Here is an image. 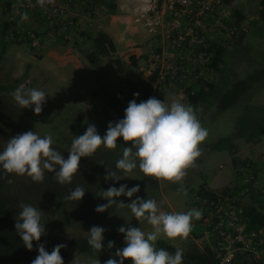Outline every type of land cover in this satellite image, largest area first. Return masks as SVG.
Listing matches in <instances>:
<instances>
[{
    "label": "rangeland",
    "instance_id": "rangeland-1",
    "mask_svg": "<svg viewBox=\"0 0 264 264\" xmlns=\"http://www.w3.org/2000/svg\"><path fill=\"white\" fill-rule=\"evenodd\" d=\"M113 2L114 0L111 1L112 4ZM110 4L105 8L102 7L104 13L108 14L111 11ZM235 9H240L244 15L241 22L242 29L239 30V36L241 31H244L242 42L236 43L239 36L227 37L230 39L229 43L226 41L230 49L224 70H206L207 75L203 78L213 81L217 88L212 92L209 90L208 99L195 108L202 125L209 130V135L200 144L201 155L186 169V175L180 182L145 177L137 173L136 170L131 173L136 178L132 183H129L128 180H124V183L120 180H110L104 189L113 184L117 187L120 184H127L129 187L137 184L140 186V191L133 197L121 196L117 199L130 203L136 196L145 199L155 198L161 211H187L193 208L195 192L192 191L204 185L208 190L224 195L229 201L239 199L243 206L258 204L256 200H253L252 193L256 196L262 195L264 136L251 137L252 123L242 126L239 120L244 117L262 119L264 116V20L261 18L260 0H230L224 6L222 16L225 21H221L220 17L216 20L220 24L226 25L227 28H232L236 24ZM11 16L4 0H0V29L2 22L10 21ZM13 17L15 19L18 16L13 14ZM16 23L18 24L16 28L20 32L17 40L9 42L5 51L2 49L5 41L0 40V83L8 85L5 89H0V149L6 145L10 138L32 130L42 136L51 135L53 146L67 158V150L73 136L83 134L89 123L95 124L99 134L104 135L109 122L123 118L125 108L133 99L139 103L141 100L155 96L169 104L174 100L188 104L185 88L189 83L199 80L196 78L190 82H181L171 79L159 82L158 79H155L154 82L149 83L141 77L142 61L140 62L133 50H129L128 47L120 48L121 52L114 54L115 58L120 57L125 61L124 71L108 66L105 62L102 64L104 65L102 68L94 69L85 59L84 51L90 46V40L86 36L84 37L81 32L87 31L86 26L77 35L63 41L61 38L54 37L52 30L39 15H24L19 17ZM139 25L144 27L143 21H140ZM208 25L210 28L214 27L210 22ZM103 26L105 27L104 23L103 25L99 24V28L95 26L91 31L106 32ZM214 28L213 32L218 40L225 38L224 36L230 32V29L228 31L222 26ZM25 32L31 35L33 40H29ZM146 33L148 34L147 31ZM151 51L152 48L148 47L145 58ZM250 76L252 79L249 80V90L231 108L219 111L217 105L225 86L232 81ZM20 85H24L25 88L43 89L49 93L41 113L36 114L31 108H22L16 103L11 93ZM205 90L207 91L208 88L205 87ZM161 91L163 93H160ZM134 93H139V96H134ZM112 96H119L120 101H114ZM258 106L263 109L258 110ZM226 136H229L233 141L234 152L228 149L218 150L209 147L210 143ZM122 144L123 147L130 146L131 142L122 140ZM122 150L111 153L108 156V161L110 162L114 158L116 162ZM110 152L101 146L93 156ZM98 166L100 171L105 167L103 163H99ZM240 166H243L244 171L242 177L238 174ZM252 174L257 177L252 179ZM84 175L86 178L87 174ZM100 175L101 172H98L97 176L100 177ZM53 176L54 173H51V184L58 185ZM10 177L12 180L10 188L9 186L8 188L17 196V214L22 203L36 206L37 190L33 186L32 179L27 174L10 173ZM178 183L189 184L193 189L177 191L173 185ZM238 184L239 186L240 184L244 185V190L240 189L239 192H236ZM52 187L58 188V186ZM40 190L45 189L41 188ZM53 194L56 196V192ZM83 198L87 201L82 202L81 205L63 208L62 215L59 213L62 224L56 226L51 224V228L48 230L52 238H56L59 243L65 245L64 255L60 253L64 264H93L94 261L104 264V261L109 258L119 260V257L115 256L116 249L125 245L124 237L121 236L112 240L114 241L112 248L106 246L97 255L79 252L75 249L72 239L75 236H87V231L93 225L86 226V224L93 218H101L99 226L105 228L104 235L112 229L129 225L141 227L145 232L152 230V226L145 220H137L127 206L113 205L107 212H103L106 215L101 217L102 213L96 212L95 207L98 203H107V201L100 196L96 197L92 190H86ZM194 228L192 224L190 232L183 238L170 239L163 235L159 238L182 249L188 242L195 240L201 246L206 245V242L201 239H195ZM43 244L49 252L54 247L51 243ZM156 246L160 248L157 243ZM233 248L235 249V258L241 255L243 264H247L243 260L244 256L253 262L248 253L236 249L235 244H233ZM37 255V245H33L32 250L26 248L18 256L16 264H31Z\"/></svg>",
    "mask_w": 264,
    "mask_h": 264
},
{
    "label": "clouds",
    "instance_id": "clouds-1",
    "mask_svg": "<svg viewBox=\"0 0 264 264\" xmlns=\"http://www.w3.org/2000/svg\"><path fill=\"white\" fill-rule=\"evenodd\" d=\"M145 60V58L142 61ZM141 64V65H142ZM13 99L22 108H31L34 113L42 112L43 104L49 95L43 89L18 86L12 93ZM139 96V93H134ZM209 135L191 104L174 100L170 104L155 96L147 100L129 101L124 110L123 118L109 122L104 135H100L95 124L89 123L83 134L74 135L65 158L61 151L53 146L51 135H40L28 130L10 138L0 149V173L18 175L27 174L32 181L42 182L45 172L54 173L57 184L72 185L77 175L82 157L93 156L103 146L115 149L119 138L131 142L124 146L121 156L115 162V170L109 168L105 179L119 181L129 177L137 167L145 177L164 178L168 181L180 182L186 175V169L201 155L200 144ZM85 187L76 184L69 189L66 201H80L85 195ZM140 191V186L129 187L113 184L107 189H101L98 195L107 203H98L95 211L103 213L113 205L127 206L131 214L139 221L145 220L152 230L145 232L141 227L121 226L119 233L123 234L125 245L116 249L115 258H109L104 264H182L184 250L180 247L171 252L165 248H157L156 241L163 235L167 238H183L191 230L194 219L202 215L197 208L187 211H161L155 198L136 196L130 203L117 198L133 197ZM15 228L28 250L33 249V241L39 242L45 233L44 212L40 207L30 203L19 206ZM105 228L93 225L87 231V243L101 251L104 247ZM114 241L109 240L108 248ZM64 244H56L51 252L43 243H38V255L31 264H64L61 249ZM235 258V257H234ZM255 261V260H254ZM255 263L259 264L257 261ZM93 264H100L94 261Z\"/></svg>",
    "mask_w": 264,
    "mask_h": 264
},
{
    "label": "trees",
    "instance_id": "trees-1",
    "mask_svg": "<svg viewBox=\"0 0 264 264\" xmlns=\"http://www.w3.org/2000/svg\"><path fill=\"white\" fill-rule=\"evenodd\" d=\"M230 0H225L226 3H229ZM5 4L10 8L11 2L10 0H4ZM260 13L261 18L264 20V0H260ZM235 25L233 26L234 33L230 38H234L239 36V30L242 29L241 22L244 19V15L240 9H235ZM16 25V23L11 21H4L1 24L0 29V40L5 41V45L3 46V50H6V46L9 42H13L17 40L19 36V31L16 27L13 28L12 26ZM92 28L87 29V31H82L81 33L86 36L88 40H90V46L84 51L85 52V59L89 64H91L94 69L102 68L104 62L106 65L111 67H116L120 71H124L126 67L125 61L120 58L114 57V54L117 53V47L115 44L114 39L112 36L105 32V31H91ZM244 31H241V35L237 38L236 43H241L243 36L242 34ZM25 34L28 36L29 40H33L31 35H28L26 32ZM227 41L229 43L230 39H213L211 41L209 50L214 51L213 55V62L211 64L213 70L221 69L224 70V64L227 63L228 60V53H229V44L221 43ZM106 59V60H105ZM135 64V63H133ZM226 66V65H225ZM30 67V65H28ZM264 69V68H263ZM26 76V75H25ZM155 78V77H154ZM153 78V80H154ZM205 77L199 78V80L194 81V83H189L185 88V94L187 97V103L191 104L194 109L202 102L208 99L209 90L212 92L214 91L217 86L213 81H207L203 79ZM156 79V78H155ZM252 79V76L247 77L245 79H238L235 81L230 82L226 85L225 90L221 96V99L218 102L217 108L219 111H226L235 105L239 99L249 90V80ZM204 81V83H203ZM190 82V81H189ZM7 84L0 83V89L3 90L7 87ZM160 86V84H159ZM205 87L208 90H205ZM160 93H163L161 91ZM112 99L116 102L120 101L119 96H112ZM263 107L258 106V110H262ZM264 110V109H263ZM252 114V113H251ZM256 115V114H255ZM251 117V115H250ZM239 123L242 126H245L247 123H252L253 130L250 131L251 137H260L264 136V116L262 119H255L253 117L247 118L244 117L243 119L239 120ZM123 138L121 137L120 140L117 142V147L115 149H107V151H111L107 154L99 153L97 156H90V157H82L80 160V166L78 169L77 175L74 176L73 184L72 185H52L51 184V172H45V177L42 182H34L33 186L36 188V195H35V205L36 207H40V209L44 212V224H45V233L41 236L39 242L33 241V245H38V243H51L53 246L59 243L56 238H52L48 232L51 228V224L57 225L62 224L60 219V214L62 215L61 211L63 208H68L69 206H76L81 205L82 202H86L84 198L80 201H66L64 198L68 194L69 189L75 187L76 184L83 185L86 190L94 191V195L97 197L99 196L98 193L101 189H104L106 184L110 180L105 179L106 172L110 169L115 170V160L114 158L109 162L108 156L117 151L123 149L122 144ZM209 147L213 149H228L234 152L233 148L235 149V145L229 136L220 137L216 141L209 144ZM122 154V153H120ZM121 156V155H120ZM99 163H103L105 167L102 168V171L99 170ZM137 173H140L142 176L143 173L140 172L139 168L135 169ZM101 172L100 177L97 176V173ZM243 166L238 168V174L240 177L243 176ZM87 177L85 178V175ZM0 264H16V260L18 256L26 249L23 244L21 237L17 234L15 223L17 214V205H16V194L11 191L10 182L12 178L10 174H3L0 173ZM140 175V176H141ZM254 176V174H253ZM255 175L253 178H256ZM133 179H136L133 174H129V177H125L120 181L124 183V180H128L129 183L133 182ZM56 183V181H55ZM57 184V183H56ZM246 185V184H245ZM9 186V188H8ZM52 186H58V188H53ZM236 188V192H239L240 189L245 188L244 185L239 186ZM41 188L45 190H40ZM173 188L177 191L187 190L190 191L193 188L190 187L189 184L185 183H178L173 185ZM264 188V185H263ZM56 192V196L53 194ZM194 193L193 197L200 195L205 196L209 200H214L213 206L221 207L222 213L224 214L223 217H231V212L236 211L238 217L245 223L244 232L249 233L251 231L256 232H263L264 231V192L262 190V195H255L252 193L253 200L257 201L256 204H249V205H242L239 199L229 201L227 197L222 194H217L213 191L208 190L204 185L200 188L195 189L192 191ZM226 193V191H225ZM56 197V198H55ZM55 198V199H54ZM212 201L209 202V204ZM66 208V209H67ZM107 212V210H106ZM60 213V214H59ZM106 213H102V216H105ZM218 221L219 218H216ZM215 221V222H217ZM101 218H93L88 221L86 226L98 224L100 225ZM214 222V223H215ZM214 223L212 225L203 226L200 223V219H194L192 224L195 227L193 230L195 239H201L202 241L206 242V245L201 246L196 240L190 241L184 247V256H183V264H221V256L218 255L217 250V240L220 238V234L214 231ZM208 234V236L206 235ZM236 232L233 233V236ZM105 240L104 244L105 247L109 240H113L116 237H123L122 233L118 232V229H112L107 234L104 235ZM72 243L75 246V249L79 252L83 253H91V254H99L101 251L92 249L87 243V236H75L72 239ZM157 243L160 248H165L171 252L175 251L174 245L170 242L166 241L163 238H158ZM237 244V243H236ZM235 244V245H236ZM63 247L61 249V253L64 255ZM237 257V256H236ZM251 257V256H250ZM252 258V257H251ZM241 255L237 258H233L230 264H243L241 261ZM247 264H257L255 263L254 259L249 261L245 256L243 259ZM125 264H131L130 260H125Z\"/></svg>",
    "mask_w": 264,
    "mask_h": 264
},
{
    "label": "built area",
    "instance_id": "built-area-1",
    "mask_svg": "<svg viewBox=\"0 0 264 264\" xmlns=\"http://www.w3.org/2000/svg\"><path fill=\"white\" fill-rule=\"evenodd\" d=\"M95 0H10V21L16 23L19 17L28 14L39 15L52 30L55 38L65 41L77 35L84 26L95 27L93 16L97 14ZM143 12L136 18L143 21L149 35L161 36L163 41L157 46L151 43L152 51L143 61L140 68L141 77L149 83L167 80L181 82L202 78L207 71L213 70L214 51L209 50L211 41L216 39L214 27L227 28L220 24L225 21V0H140ZM13 14L18 16L14 19ZM227 18V17H226ZM214 27L210 28L208 23ZM18 24L12 26V30ZM224 36L231 37L234 29ZM225 44L226 41L222 42ZM155 77V78H154ZM154 78V80H153ZM253 174L251 178H253ZM264 191V188H263ZM193 201V208L201 211L199 218L203 226L214 223V231L220 234L217 240L218 255L221 264H230L235 257V249L248 253L259 264H264V231L244 232L245 223L237 216L236 211L231 217H223L221 207H215L214 200L197 195ZM212 201L210 204L209 202ZM236 234L233 236V233ZM208 236V234H206Z\"/></svg>",
    "mask_w": 264,
    "mask_h": 264
},
{
    "label": "crops",
    "instance_id": "crops-1",
    "mask_svg": "<svg viewBox=\"0 0 264 264\" xmlns=\"http://www.w3.org/2000/svg\"><path fill=\"white\" fill-rule=\"evenodd\" d=\"M111 1L112 0L94 1L98 11V15L95 14V16H93L96 20V27L104 23L105 27L103 26V29L114 39L117 53L121 52L120 48L128 47L129 50H133L134 54L141 62V60L145 58L148 47H151V43H155L159 46L163 39L159 35L155 38H153L154 36L152 35H148L144 27L140 26L139 21L136 20V18L140 16V13L143 12V4L140 0H114L113 4ZM108 4L111 5V11L106 14L104 10H102V7L105 8ZM100 13L102 14L100 15Z\"/></svg>",
    "mask_w": 264,
    "mask_h": 264
}]
</instances>
